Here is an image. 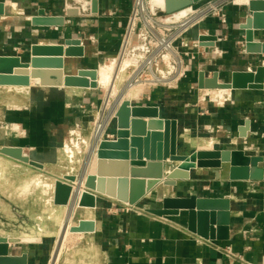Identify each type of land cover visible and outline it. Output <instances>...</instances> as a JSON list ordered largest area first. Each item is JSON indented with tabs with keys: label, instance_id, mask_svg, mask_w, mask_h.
I'll use <instances>...</instances> for the list:
<instances>
[{
	"label": "crops",
	"instance_id": "1",
	"mask_svg": "<svg viewBox=\"0 0 264 264\" xmlns=\"http://www.w3.org/2000/svg\"><path fill=\"white\" fill-rule=\"evenodd\" d=\"M0 1L10 4H6L7 15L0 16V55H18L27 60L29 54L25 53L24 48L33 43L57 44L64 43L68 38L82 37L91 65H75L73 61L82 58L71 57L67 59L69 62L66 61L67 73H75L79 68H97L96 64L100 65L101 58H113L116 55L126 16L133 2L100 0V11L97 16L68 17L70 21L65 26L54 30L51 27L32 26L26 14H36L41 7L46 9L47 14H64V0ZM206 1L208 0L197 5H202ZM11 3H15V6ZM90 8L91 5L88 4L87 9ZM220 13L209 16L185 35L187 45L181 46V49H190L197 53L195 59L187 61V77L175 87L154 90L153 100L148 103L160 107L161 117L178 119L179 151L184 154H190L196 149L213 147L239 148L255 153L264 143L263 90H219L198 87L201 71H205L209 77L218 72L219 81L229 82L233 71L253 70L264 62V52L253 53L247 50L245 31L240 28V24L250 15L248 7L235 2L226 4L221 13L225 16L226 22H221ZM165 15H167L165 12H159V16ZM202 34L216 35L217 39L204 40L205 45H201L199 39ZM254 40L259 42L264 50V30L259 31ZM195 44L199 46L196 47ZM31 83H34L32 79ZM53 89L35 86L30 91L5 89L0 92V123H17L22 128H27V136L18 137L14 144L35 147L28 154L43 164V167L39 168L0 154V166L6 167L1 174L4 179L27 176L35 172L43 176L53 174L57 178L64 177L72 172L73 167L69 171L67 166L75 163L76 153H82L80 151L83 146L85 153L82 163L86 162L88 145L85 144L84 136L92 123L88 119L96 111L90 105L94 101L96 107L100 106L104 94L99 96L96 95V90L77 87H59L55 92ZM145 120H149V117H145ZM247 120L250 121V128L246 130L247 136L241 137V127ZM17 131L20 134L19 127ZM5 137L8 141V136ZM6 140L0 141V146L5 144ZM76 140L79 145L76 144ZM68 146L73 152L68 151ZM53 168H57L56 173H51ZM216 170L219 175L216 174ZM153 174V170L148 171V175ZM50 187H53L52 183L49 190ZM188 193L230 197L232 200L230 239L214 241L220 245H230L236 253L242 255L243 260L225 257L215 248L203 243L200 236L189 231L188 211L182 210L179 215L159 217L147 213L145 211L147 207L144 205L142 208L136 206L126 212L123 202L102 195L97 210H89L81 215L82 218L95 219L96 231L84 233L78 242L72 241V247L64 250L60 262L264 264L263 181L231 180L227 167L195 168L191 171V178L178 180L175 186H155L147 195L151 199L147 206H160L163 195L176 196ZM70 205L65 207L66 217ZM45 207L46 215L54 206L45 203ZM29 211L32 214V210ZM18 216L20 223L15 225L9 223L13 220L10 216L0 213V235L54 236L52 225H39L37 220L34 225L31 216L27 218L23 213H18ZM43 220L47 222L49 218L44 217ZM31 223L32 227L29 225ZM42 243L10 244V253L28 252L29 264H41L43 255L39 247ZM54 248L55 245L52 251Z\"/></svg>",
	"mask_w": 264,
	"mask_h": 264
},
{
	"label": "water",
	"instance_id": "2",
	"mask_svg": "<svg viewBox=\"0 0 264 264\" xmlns=\"http://www.w3.org/2000/svg\"><path fill=\"white\" fill-rule=\"evenodd\" d=\"M203 1L166 0L165 7L152 9L158 14L165 12L167 15L160 16L163 20L177 21L192 12L194 6ZM235 3L246 5L250 13L240 24V28L245 31L247 50L253 53L264 52L262 45L254 40L255 35L264 30V0H235ZM88 4L91 5L90 10L87 9ZM6 7V2L0 1V16L7 15ZM64 9V14H47L46 9L41 7L36 14L28 17L29 23L36 27H62L65 26L68 17L97 16L100 11V0H64ZM207 39L216 40L217 36L202 34L199 43L205 45L204 40ZM85 56V44L80 38H68L64 43L57 44L33 43L27 60L18 55H0V92L5 89L30 91L35 86L97 88L96 68H79L75 73L66 72L68 58ZM45 75H48V78ZM218 77V72L209 77L205 71H201L198 87L224 90L257 89L264 92V62L253 70L233 71L229 82H221ZM39 78L41 79L38 81ZM31 79L34 81L33 84ZM160 112L159 106L134 105L130 99L121 102L116 118L108 128V134L111 136L101 139L98 145L94 144L97 145L95 156L97 173L114 183L115 188L114 185L104 189L90 184L85 185L84 192L90 200H81L78 203L79 208L97 209L102 195L138 206L161 181L163 186H175L178 180L191 178V171L195 168L220 169L226 166L231 180L264 182V143L255 153L239 148L213 147L196 149L190 154H184L179 151L178 119L163 118ZM145 117H149V120H145ZM248 128L249 120L241 127V137L247 136ZM94 146H91V149H94ZM0 154L39 168L43 167L42 163L25 155L21 146L3 144L0 146ZM167 164L187 170L188 176L167 175L165 172ZM111 166H115L116 169L118 166L123 167L125 171L119 173L116 170L115 174L108 169ZM151 170L154 174L146 175ZM216 174L219 175L217 170ZM77 176L82 177V174H66L64 179H57L54 187V202L57 206L72 204L79 187L77 185L73 191ZM182 210L188 211L187 227L192 233L211 240L230 239L232 200L229 196L210 197L197 193L163 195L160 206L145 209L147 213L159 217L179 215ZM67 218L68 216L60 230L48 264H53L58 245L65 235ZM73 223L65 249L71 248L72 241L78 242L84 233L96 231L95 219L79 218ZM40 242H42L40 237L24 239L0 235V264H29L28 252L12 254L10 244Z\"/></svg>",
	"mask_w": 264,
	"mask_h": 264
},
{
	"label": "built area",
	"instance_id": "3",
	"mask_svg": "<svg viewBox=\"0 0 264 264\" xmlns=\"http://www.w3.org/2000/svg\"><path fill=\"white\" fill-rule=\"evenodd\" d=\"M216 1L218 0H208L199 6L196 4L192 12L183 16L179 20L166 21L161 19L159 14L152 9L149 0H133L130 11L126 16L119 50L113 58H107L109 61L113 59L116 62L119 61L120 63V70L118 72L119 76L116 77L114 82L118 84V88L121 84L122 87H124L130 80L131 83L137 81L143 82L144 86L138 97L129 98L132 104L156 106L148 104L153 100L152 94L154 90L162 87H175L185 77H187V61L195 59L197 53L190 49H181V46L187 45L185 35L198 24L206 20L209 16L219 12L222 13V8L226 4L235 2V0H222L217 3L216 7L211 8L210 6L212 3ZM68 21L70 20L66 19V23ZM221 22H226V18L223 14H221ZM51 28L59 30L60 26H52ZM163 37L170 40L171 48L174 52V54L169 56V58H165L167 50L163 48L162 41H159L160 38ZM79 38L83 42V38ZM195 46L198 47L199 45L195 44ZM153 54L154 57L150 58ZM124 74L126 75L125 77ZM99 87L100 85H98L97 88L90 89L97 90ZM107 101L108 88L104 90L102 104L97 106L99 109H97V115L93 123L94 126L97 123L99 113H101L104 106L107 105ZM120 104L121 103L117 102L116 99L111 102L113 112L101 139L110 136V134L107 133V130L115 120L116 112ZM95 105L96 104L93 101L90 106L91 108H95ZM18 126L20 127V134H22L23 137L27 136V129L22 128L20 124H18ZM76 144L79 145L77 140ZM91 146L92 144L89 141L87 148L89 149ZM21 147L23 149V153L26 155H29L28 152L35 149L33 146ZM59 179H64V177ZM48 201L50 203L53 202L52 196L47 199V202ZM135 207L136 206L124 203V210L126 212L133 210ZM200 240L203 243L215 248L218 252L229 259L243 260L242 255L236 253L230 245H220L214 240L202 237Z\"/></svg>",
	"mask_w": 264,
	"mask_h": 264
},
{
	"label": "rangeland",
	"instance_id": "4",
	"mask_svg": "<svg viewBox=\"0 0 264 264\" xmlns=\"http://www.w3.org/2000/svg\"><path fill=\"white\" fill-rule=\"evenodd\" d=\"M218 1L213 2L212 4L214 5ZM31 10H32V8H31ZM31 15H33V14L32 13L26 14V16H31ZM164 40L168 41V43H167L168 45H165V46L162 45L163 48L167 50V53H165V58H169V56L173 55L174 52L171 48V44H170L169 39L163 37V38H160L159 41H164ZM24 49H25V53L29 54L30 46H28L27 48H24ZM153 57H154V54L150 58H153ZM28 58H29V56H28ZM89 59H90V57L87 54L82 59H75L73 61V64H75V65L76 64L91 65L89 62ZM67 62H69V60ZM108 62H110V61L107 60V58H101L99 63H100V65H104ZM96 67H97L96 69H98L100 66L98 64H96ZM40 72L42 74H47V73H45V71H40ZM113 75H114V79L112 80L113 81L112 83L116 84V86H117L118 84L114 83V82H115L116 77L119 76V74H113ZM45 76H47L46 78H48V75H45ZM125 76L126 75L124 74V77ZM40 79L41 78H39L38 81ZM143 86H144L143 82L137 81V82L131 83V80L124 87H122V84H121L120 85L121 88L117 87L118 91H117V94H116L114 100L116 99L117 102L121 103L123 100L129 99L131 97L136 98V97H138V95L142 91ZM53 88H54L53 89L54 92H55V90H59V87H53ZM106 88H108L107 85L106 86H100L99 89L95 91L96 95L103 96L104 90ZM48 92H50V89H48ZM54 95L58 96L57 93H54ZM97 109H99V108L98 107L94 108V111L95 110L96 111L93 112V114L88 119L89 121H92V123H91V126L88 127L86 134L84 136L85 141H86L85 144L88 145V143L90 141L92 144V147H93V143H94L93 141L97 142V140H96L97 137H98V139H101V136L105 130V128H104V130H102L100 132V130H98V127H97L99 125L98 124H96L95 126L93 125L95 117L97 115ZM102 113H103V111L101 113H99L98 117H100V115H102ZM7 123H9V122H7ZM7 123H5V122L3 124L0 123V141H5L6 140L5 135H7L8 141L6 140L5 144L6 145H16V144H14V141L18 137H22V134H19V132L17 131V127H19V126L17 123H14V124H7ZM93 127H94V129H93ZM92 130H93V132H92ZM27 134H28V131H27ZM98 144H99V142L97 143V145ZM96 146L93 150H91V148L88 149L87 159H86V162L84 164L82 163V158H83L84 153H85V146H83L81 148L80 152H82V153H80V154L76 153V158L74 159L75 163L72 166L71 165L67 166L69 168L68 169L69 171H71L70 169L73 167L72 172H69L70 174H75V175L82 174V177L80 176L81 179H80V177L77 176V178L75 180L76 185H80L81 188H83L85 185H88V184L91 185L96 178V165H97V161H96V157H95L96 156ZM89 147H90V144H89ZM4 168L6 169L5 166H0V213H2V215L7 214L8 216H10L13 220L9 221V223L15 224V225H18L20 223L18 213H23L24 216L27 218H29V216H31V220H32V223L34 225H35V221L37 220L39 225H49L50 224L53 226L52 231L54 232V236H39L40 238H42V242H43L39 247V251H41L40 253H41V255H43L41 257L42 259L40 260V262H41V264H48V262H49L48 259L50 257L51 251H52L54 245L56 244V240L58 239V237L60 235V230H61L64 222L66 221L67 209L65 207L70 205V204H68V205H63V206H57L54 202L55 182L59 178H57L56 176H53V174H48V176H43V175H40L39 172H35L34 174L27 175V176H21V177L18 176L17 178L11 177V178H5L4 179L3 177H1L2 176L1 174L4 170ZM56 172H57V168L51 169V173H56ZM165 172L168 173L167 171H165ZM48 178H50V179H48ZM51 183H52L53 187H50V190H49V185L51 186ZM160 183H162V186H163V181H161ZM76 185L75 184L73 185V191H74V189H75L74 187ZM52 188H53V193L51 192ZM51 196H52L53 202L50 203L48 201L49 202L48 203L47 199L51 198ZM84 199L90 200V197L86 196L85 192L80 194L79 199H77L78 201L76 200V194H75V199L72 201V204L70 205L69 214L67 215L68 216V218H67L68 223L66 224V232H65V235L63 236L62 240L60 241L59 245H58L56 255H55L54 260H53V264H59V262H60L61 256L65 250V246H66L67 241H68V239H67L68 233L70 232L71 227L74 225L73 222L79 218H82L81 215L87 213L89 210L90 211L97 210V209L79 208L78 203ZM149 202H151L150 196L147 198H144L141 201V203H139L138 207L142 208V207H144V205L146 207H148L147 205H149ZM45 203L50 204L51 206L52 205L54 206L53 209L51 208L46 215H45V213H46ZM29 209L32 210V214L30 213ZM44 217H48L49 220L47 222H45L43 220ZM14 219H16L17 221H15ZM32 223L29 224V225H31V227L33 225ZM42 223H44V224H42ZM45 223H47V224H45ZM0 228H1V226H0ZM25 237H33V236H25ZM34 244H36V243H34ZM60 264H62V263L60 262Z\"/></svg>",
	"mask_w": 264,
	"mask_h": 264
},
{
	"label": "bare ground",
	"instance_id": "5",
	"mask_svg": "<svg viewBox=\"0 0 264 264\" xmlns=\"http://www.w3.org/2000/svg\"><path fill=\"white\" fill-rule=\"evenodd\" d=\"M165 1L166 0H149V2H150V4H151L153 9H159V8L165 7ZM220 1H222V0H219L218 2H220ZM7 3L8 2H6V4ZM217 3H215L214 5L212 4L210 7L211 8L212 7H216ZM11 4L13 6H15V3H11ZM8 8H9V6H8ZM167 43H168V41H166V40L162 41V45H164V46L168 45ZM119 70H120L119 61L116 62L113 59H111L110 62H108V63H106L104 65H100V67L98 69H96V71H97V78H96L97 84L100 85V86H106L107 85V87H108V101H107V105L104 106L103 113H102V115H100V117L97 118V123H96V124L99 125L97 127H98V130H100V132L102 130H104V128L106 127L108 121L110 120L112 112H113V109H112V106H111V102L114 100V98H115V96L117 94L118 88H117L116 84L112 83L113 82L112 80L114 79V75L113 74H118ZM219 90H224V89H219ZM96 140H97V142L93 141L94 142L93 146H94L95 143L100 142V139H98V137H97ZM94 148H95V146H94ZM67 149H68V151L70 153L73 152V149L70 146H68ZM91 150H93V149H91ZM108 169H110L112 172H115L117 170V171H119V173H123L125 171V169H123V167H119V166L117 167V169H116L115 166H111V168L108 167ZM165 171L168 172L167 175H172V176H175V177H187L188 176V171L187 170L178 169V167H175L172 164L165 165ZM116 172H115V174H116ZM111 174L114 175V173H111ZM146 175H148V172L146 173ZM106 179L107 178L100 177V175L97 173V165H96V178H95L94 182L91 185L95 186V187H100V188H103V189L104 188H108V186L113 187V185H114V188H115V184L110 182V181H108V180H106ZM76 186L74 187L75 189H76ZM159 186H162V183H159ZM83 192H84V189L81 188V186L79 185V187L77 189V192H76V200L79 199L80 194H82ZM23 238L24 239H33V238H36V237H23Z\"/></svg>",
	"mask_w": 264,
	"mask_h": 264
},
{
	"label": "trees",
	"instance_id": "6",
	"mask_svg": "<svg viewBox=\"0 0 264 264\" xmlns=\"http://www.w3.org/2000/svg\"><path fill=\"white\" fill-rule=\"evenodd\" d=\"M17 119H18V117H17Z\"/></svg>",
	"mask_w": 264,
	"mask_h": 264
}]
</instances>
